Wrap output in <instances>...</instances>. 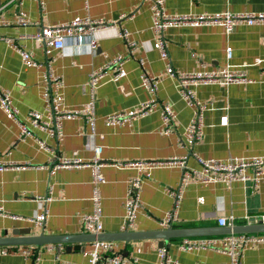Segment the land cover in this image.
I'll return each mask as SVG.
<instances>
[{
	"label": "crops",
	"instance_id": "obj_1",
	"mask_svg": "<svg viewBox=\"0 0 264 264\" xmlns=\"http://www.w3.org/2000/svg\"><path fill=\"white\" fill-rule=\"evenodd\" d=\"M44 1L42 7L37 0H0V19L12 21L10 25L0 26V35L13 39L42 63L41 68L27 67L21 55L5 40H0V82L11 91L12 103L19 109L22 120L30 110L44 109L41 75L47 62L63 78L62 104L78 108L90 100L87 82L91 70L116 55L127 57L123 74L114 80L102 79L95 90L93 130L83 118L65 120L63 140L57 143L43 131L34 129V134L55 147L61 157L76 153L83 160H90L94 148H102L101 172L106 179L100 186L104 232L121 231L126 180L137 174L135 169L119 168L113 163L185 157L187 166L199 169L193 153L213 160L264 155V24H236L228 34L217 24L172 26L164 32L173 71H208L224 69L230 64L234 69H243L252 80L192 86L207 108L203 115V136L191 147L185 142L184 129L193 109L182 99L176 79L170 76L156 47L150 15L152 0ZM164 5L166 12L172 14L264 11V0H164ZM23 11L31 24L15 23ZM85 17L102 19L107 24L94 34V52L73 44L62 49L49 48L34 38L42 27ZM124 30L129 33L127 40L120 35ZM128 41H134L135 46L129 48ZM227 47H231L229 59ZM257 59L261 63L254 64ZM142 74L158 78L153 93L142 85ZM147 99L172 105L176 119L170 134L161 133L157 111L122 125L107 123L106 115L130 109ZM19 135V125L0 107V161L28 163L0 172V204L9 215L30 218L46 211L47 217L45 224L36 225L27 219L0 216V237L6 236L7 230L8 235H13L14 228H32V234L36 235L84 232L83 216L92 211L90 169L52 171L53 156L40 149L33 138L21 139ZM180 179L179 167L152 170L142 184L140 207L131 231L165 229L159 219L174 207V199L164 188H175ZM261 215H264V177L258 184L252 181L202 184L190 178L183 188L171 227H214L219 225L220 217H233V225L251 224L258 222ZM250 234L264 237V232ZM180 239L171 238L164 247L181 264H231L226 254L214 250L180 251L177 248ZM115 242L126 264H156L160 239ZM91 243L6 246L13 251L0 255V264H89L84 253L91 249ZM26 247L34 250L31 258L20 252ZM242 264H264V240L245 247Z\"/></svg>",
	"mask_w": 264,
	"mask_h": 264
},
{
	"label": "built area",
	"instance_id": "obj_2",
	"mask_svg": "<svg viewBox=\"0 0 264 264\" xmlns=\"http://www.w3.org/2000/svg\"><path fill=\"white\" fill-rule=\"evenodd\" d=\"M42 7L45 5L44 0H37ZM150 15L152 19V28L155 32V43L160 57L166 63V68L171 77L176 79L178 92L185 103L193 109V114L185 126L184 136L187 145L191 146L199 141L203 136V115L207 104L203 103L195 95L192 86L198 84L218 83L229 85L231 83H249L252 80L247 77L243 69H234L232 65L227 64L224 69H211L208 71L195 72H175L171 68L168 50L164 41V32L172 26L191 25H208L217 24L223 27L228 34L236 24L259 25L264 24V11H237L224 10L216 13L203 12L198 14H172L165 10L164 0H152L150 4ZM15 23L21 25L31 24L28 14L23 11L15 20ZM12 24V21L1 18L0 26ZM102 19H92L85 17L75 19L67 23H60L53 26L42 27L34 35L38 43L54 49H62L67 45L85 46L90 52L96 49V39L94 34L97 30L106 27ZM127 31L120 35L128 39ZM0 40H5L14 50L22 57L27 67L41 68L42 63L37 61L33 53L17 45L11 38L0 35ZM128 47L135 46L134 41H128ZM48 52V49L46 50ZM226 57H231V47L226 48ZM127 57L119 54L111 58L101 66L91 70L88 76L87 85L90 89L89 102L78 108H67L62 104V88L64 86L63 78L57 74L51 63L47 62L42 71V98L44 102L43 110H30L25 119L20 118V111L12 103L11 91L2 86L0 82V107L6 115L14 120L20 128V138H33L39 148L53 156L52 171L59 168H81L86 167L91 171L92 179V211L83 216V231L86 233L99 234L103 232L102 225V195L100 186L105 183L106 179L101 172L104 165L100 159L101 147L94 148L93 156L90 160H83L76 153L69 157L58 155L56 148L48 145L44 139L34 134V129L43 131L47 137L61 142L64 137L63 122L65 120L83 118L90 127L94 128L95 121V90L104 78L114 80L123 74V66ZM142 63V59L140 60ZM261 63L257 59L254 64ZM264 73V68H263ZM142 85L149 93L156 89L158 78L155 76L141 75ZM157 111L161 120V133L168 135L172 131L176 114L170 103H157L153 99L140 101L132 108L120 110L106 115L105 119L111 126L122 125L133 119L144 117ZM195 159L200 164L199 169H194L186 165L185 157H172L166 160L158 161H132L124 163H113V166L119 168H131L137 171V174L126 180V190L124 197V215L121 224V231L130 230L134 227V222L138 208L140 207V190L145 179L151 176L153 169L158 167H179L181 169V179L175 188L165 187V192L174 199V207L166 211L159 219V224L163 227H170L176 219V207L179 206L183 188L190 178L195 179L202 184L208 183H227L234 181H252L254 184L264 177V155H254L250 157L228 158L226 160L204 159L193 153ZM28 163L19 164L13 161H0V172L8 169L21 168ZM0 216H12L19 219H27L36 225L45 224L47 213H40L36 217L24 218L22 216L9 215L5 207L0 204ZM248 217H246L247 219ZM264 223V215L259 217V221ZM220 226H233V217L226 219L218 218ZM264 237H256L250 233H230L221 236H201V237H182L177 243L180 251H198L214 250L226 254L231 264H242V254L245 247L251 242L263 241ZM92 247L84 255L88 256L89 264H126V259L117 251L115 241H94ZM13 248L0 247V255H8ZM26 258L35 255L34 250L26 247L20 251ZM32 264V263H28ZM57 264H65L58 262ZM156 264H181L172 258L165 247L157 250Z\"/></svg>",
	"mask_w": 264,
	"mask_h": 264
},
{
	"label": "water",
	"instance_id": "obj_3",
	"mask_svg": "<svg viewBox=\"0 0 264 264\" xmlns=\"http://www.w3.org/2000/svg\"><path fill=\"white\" fill-rule=\"evenodd\" d=\"M264 232V224L255 222L251 224L233 225V226H214V227H193V228H172L158 229L153 231H131L124 230L118 232H101L99 234H92L81 232L78 234H61V235H45L44 232L40 234H32V228H14L13 235L0 237V247L3 246H28L35 245L41 247L45 244H62L73 242H94L98 241H130L139 239H160L159 248L168 245L171 238L195 237V236H212L224 235L230 233H255Z\"/></svg>",
	"mask_w": 264,
	"mask_h": 264
}]
</instances>
